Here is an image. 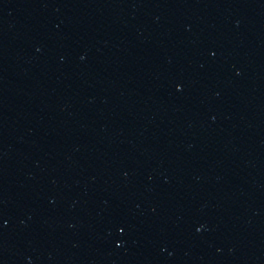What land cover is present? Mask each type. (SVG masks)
I'll use <instances>...</instances> for the list:
<instances>
[{
    "label": "water",
    "instance_id": "obj_1",
    "mask_svg": "<svg viewBox=\"0 0 264 264\" xmlns=\"http://www.w3.org/2000/svg\"><path fill=\"white\" fill-rule=\"evenodd\" d=\"M0 264H122L0 182Z\"/></svg>",
    "mask_w": 264,
    "mask_h": 264
}]
</instances>
